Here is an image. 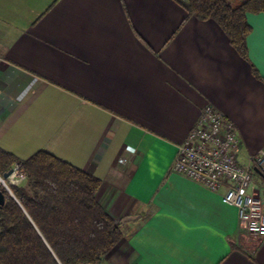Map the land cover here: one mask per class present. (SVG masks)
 <instances>
[{"label":"crops","instance_id":"0c3cea01","mask_svg":"<svg viewBox=\"0 0 264 264\" xmlns=\"http://www.w3.org/2000/svg\"><path fill=\"white\" fill-rule=\"evenodd\" d=\"M247 20L244 58L174 0H0V148L102 180L98 202L136 218L106 264H264L225 189L173 170L209 104L236 126L241 164L264 150V13Z\"/></svg>","mask_w":264,"mask_h":264},{"label":"trees","instance_id":"16d2710c","mask_svg":"<svg viewBox=\"0 0 264 264\" xmlns=\"http://www.w3.org/2000/svg\"><path fill=\"white\" fill-rule=\"evenodd\" d=\"M174 1L188 16L218 23L248 58L247 15L264 13V0ZM16 164L27 179L13 195L0 188V264H106L123 232L97 200L102 180L46 150L20 159L0 148V174Z\"/></svg>","mask_w":264,"mask_h":264},{"label":"built area","instance_id":"2783aa9c","mask_svg":"<svg viewBox=\"0 0 264 264\" xmlns=\"http://www.w3.org/2000/svg\"><path fill=\"white\" fill-rule=\"evenodd\" d=\"M3 61L0 55V63ZM241 140L236 126L212 104L204 107L185 140L179 145L173 170L193 179L211 191L225 189L223 201L238 210L240 228L248 234L264 238V202L253 172L264 174V150L252 155L247 165L239 162ZM126 164L127 159H120ZM27 175L21 164L4 178L0 188L12 193L13 186L25 183Z\"/></svg>","mask_w":264,"mask_h":264},{"label":"water","instance_id":"95a60500","mask_svg":"<svg viewBox=\"0 0 264 264\" xmlns=\"http://www.w3.org/2000/svg\"><path fill=\"white\" fill-rule=\"evenodd\" d=\"M11 173H12V170L9 171L8 173L4 174L3 177L7 178ZM11 194L13 195V193H11ZM4 203H5V196L2 192H0V206L3 205ZM135 219H136L135 217H127L125 219H122L120 222L121 223L131 222V221H134Z\"/></svg>","mask_w":264,"mask_h":264}]
</instances>
